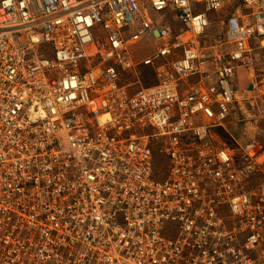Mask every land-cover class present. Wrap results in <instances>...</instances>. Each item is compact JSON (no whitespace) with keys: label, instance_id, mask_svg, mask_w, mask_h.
Instances as JSON below:
<instances>
[{"label":"built area","instance_id":"2783aa9c","mask_svg":"<svg viewBox=\"0 0 264 264\" xmlns=\"http://www.w3.org/2000/svg\"><path fill=\"white\" fill-rule=\"evenodd\" d=\"M262 118L264 0H0V264H264Z\"/></svg>","mask_w":264,"mask_h":264},{"label":"rangeland","instance_id":"374dc122","mask_svg":"<svg viewBox=\"0 0 264 264\" xmlns=\"http://www.w3.org/2000/svg\"><path fill=\"white\" fill-rule=\"evenodd\" d=\"M211 15H214L215 17H217V18H215V20H217L218 19V21H219V19L222 17V13H215V12H211ZM167 16H169V14L167 15ZM168 19H170V17H167V20ZM176 24V23H175ZM145 47H143V49H144ZM148 49L146 48V51H147ZM147 53V52H146ZM142 56H144V55H142ZM142 72H143V76H144V80H145V83H151L150 81L152 80V78H153V75H152V71H151V69L150 68H147V67H143L142 68ZM259 111V110H258ZM244 125V124H243ZM242 124H239L238 126H237V128H236V131H235V135L237 136V137H240V136H242L243 135V133H244V126H243ZM249 126H250V129L248 130V127H247V125H246V130L248 131V134L247 135H250V136H252V135H254V134H261V135H263L264 134V119L262 118L257 124L255 123V124H249ZM229 141H231V138L227 135V137H226Z\"/></svg>","mask_w":264,"mask_h":264},{"label":"crops","instance_id":"0c3cea01","mask_svg":"<svg viewBox=\"0 0 264 264\" xmlns=\"http://www.w3.org/2000/svg\"><path fill=\"white\" fill-rule=\"evenodd\" d=\"M151 51H152V49H151V48H148V50H147V51L145 50V51L143 52L144 54L142 53V55H144V56H145V55H148L149 53H151ZM146 52H147V53H146Z\"/></svg>","mask_w":264,"mask_h":264}]
</instances>
